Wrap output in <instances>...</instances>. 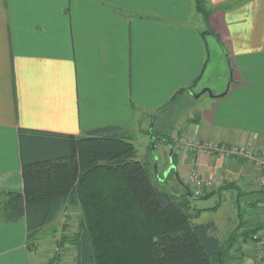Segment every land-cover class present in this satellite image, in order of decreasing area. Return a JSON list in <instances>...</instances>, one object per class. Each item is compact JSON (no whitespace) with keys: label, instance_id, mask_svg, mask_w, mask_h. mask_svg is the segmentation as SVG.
<instances>
[{"label":"crops","instance_id":"1","mask_svg":"<svg viewBox=\"0 0 264 264\" xmlns=\"http://www.w3.org/2000/svg\"><path fill=\"white\" fill-rule=\"evenodd\" d=\"M204 2L207 19L194 0H0V191H24L23 157L40 136L20 140V129L76 138L104 126L130 136L143 127L168 134L178 194L190 196L191 171L218 178L202 199L218 202L192 205L201 209L194 222L221 209L228 194L225 232L242 242V233L262 225L264 0ZM177 137L255 148L262 166L178 149ZM228 182L234 188L223 189ZM67 208L81 221L78 206ZM27 241L24 218L0 222V264H32Z\"/></svg>","mask_w":264,"mask_h":264},{"label":"trees","instance_id":"2","mask_svg":"<svg viewBox=\"0 0 264 264\" xmlns=\"http://www.w3.org/2000/svg\"><path fill=\"white\" fill-rule=\"evenodd\" d=\"M194 2L207 19L203 0ZM26 134L40 137L23 157L24 191H0V222L24 218L28 242L69 204L84 221L70 238L75 264H230L238 238L221 242L213 222H194L201 209L190 206V198L215 191L185 196L155 185L126 129L104 126L76 138L20 129V140ZM260 226L242 233V242Z\"/></svg>","mask_w":264,"mask_h":264},{"label":"rangeland","instance_id":"3","mask_svg":"<svg viewBox=\"0 0 264 264\" xmlns=\"http://www.w3.org/2000/svg\"><path fill=\"white\" fill-rule=\"evenodd\" d=\"M204 1L205 0H203L204 7L208 8L207 4ZM228 77L230 78V72L228 74ZM131 129V136L133 135V143L138 149V160L146 163H151V167L152 163L154 165L156 161V166L154 167L156 168L157 172H159V175H153V183L163 190L178 194L179 192H176L175 189L172 188L175 186L174 184L177 181L175 170L171 168L169 169L167 167L169 158L168 145L170 141V138L166 137L168 136V134L165 136V138L169 141H166L156 131H154V135H151L150 128L147 129L148 131H146V129H144L143 127ZM153 136L155 139L154 142H152ZM177 143L178 142L175 141L174 147L178 146ZM152 146L154 147L152 148ZM259 168H261V172L259 170L260 174L256 176L258 179L264 176V169H262V167ZM181 173L183 174V172L180 171L179 175ZM182 174L181 176H183ZM227 184L229 185L230 182H228ZM188 187L191 186L189 185ZM230 200V195L227 194L224 200L225 203H223L224 206L221 209H219L217 212H213V210H205L201 213V217L195 220L199 223L210 221L215 222L219 228L216 231V236H218L220 241L223 243H225L229 238V234L224 231V228L230 225V223L227 221V217L229 216L230 211L228 204H230L232 201ZM217 202V197L206 200L205 202L202 199L190 198L191 207L192 205H197V207H212L216 205ZM78 208L80 209V207ZM62 210L63 211L61 213V216H59L57 223L53 222L43 226L36 233V235H34L31 240H29V242L27 241L26 249L32 264H75L76 250L75 245H73L74 243L70 238L75 239V237L79 236L81 232V226L83 225L84 221L82 217L81 221H77V218L75 219V217L73 216L77 213V209L67 208ZM66 217H69L68 220ZM250 236L251 235H249L248 239L243 243L240 241V239L236 240L237 242H235L234 247L231 250L233 259L229 262L230 264H240L241 261H244L243 263L245 264H262L254 257L256 247ZM65 239L66 241L64 243ZM68 239H70V241ZM244 255L250 256V259L247 261V258Z\"/></svg>","mask_w":264,"mask_h":264},{"label":"built area","instance_id":"4","mask_svg":"<svg viewBox=\"0 0 264 264\" xmlns=\"http://www.w3.org/2000/svg\"><path fill=\"white\" fill-rule=\"evenodd\" d=\"M177 141L176 148L182 149L184 151H189L192 153H217L221 155H237L255 161L260 164L258 151L252 147H241L237 145L226 146L218 142H200V141H186L185 139H175ZM262 164V163H261ZM260 164V166H261ZM215 178H209L205 176H200L195 171H191L187 177L184 178V182L191 186V192L194 195H199L203 190H205L209 185H211ZM258 184L260 188L264 189V176L258 179ZM252 241L255 243V259L260 263L264 264V234L257 231L251 235Z\"/></svg>","mask_w":264,"mask_h":264},{"label":"water","instance_id":"5","mask_svg":"<svg viewBox=\"0 0 264 264\" xmlns=\"http://www.w3.org/2000/svg\"><path fill=\"white\" fill-rule=\"evenodd\" d=\"M204 91H208V92H209V94H210V91H209L208 89H203V92H204ZM188 194H190V193H188Z\"/></svg>","mask_w":264,"mask_h":264}]
</instances>
